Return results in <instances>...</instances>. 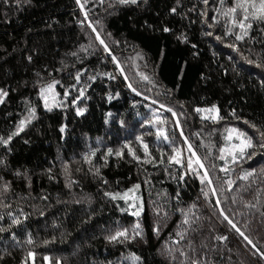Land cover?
<instances>
[{
  "label": "trees",
  "instance_id": "16d2710c",
  "mask_svg": "<svg viewBox=\"0 0 264 264\" xmlns=\"http://www.w3.org/2000/svg\"><path fill=\"white\" fill-rule=\"evenodd\" d=\"M238 2L0 0V264H264V19ZM230 128L253 147L224 164ZM135 185L136 217L105 195Z\"/></svg>",
  "mask_w": 264,
  "mask_h": 264
},
{
  "label": "snow or ice",
  "instance_id": "6c2138e0",
  "mask_svg": "<svg viewBox=\"0 0 264 264\" xmlns=\"http://www.w3.org/2000/svg\"><path fill=\"white\" fill-rule=\"evenodd\" d=\"M121 3H133L135 4L137 2V0H120ZM77 3H79V0H77ZM205 3H207V0H205ZM221 3L223 4V0H221ZM249 5L252 7L253 11L250 13L249 12ZM237 8H242L243 12H244V18L243 20L239 21V27L242 29V30H246V28H250L251 27V24L250 23H245L246 21L249 20V17L251 16L252 19H264V0H260V3H259V7L257 8L254 0H240V2H238L237 4V7L236 8H229L228 9V12L225 13V15H227L228 13H235L237 11ZM234 26H235V22H234ZM165 31H168V29H165ZM246 34V32H245ZM97 39H99V36L97 37ZM237 40H240L242 39V36L241 35H237L236 37ZM102 44H103V41L101 40L100 41ZM105 51H108L107 47L105 46ZM77 79H79V77H77ZM143 79L147 80L148 78L147 77H143ZM129 87H132L131 84L129 85ZM53 88V85H49L46 89H41V93H44L46 91H49ZM7 93L6 92H2L0 91V97H3V96H6ZM137 95H139V93L137 92ZM0 102H2V99H0ZM167 111H171L170 109H166ZM197 112H201V111H218L217 109H215V107H213L212 109H196ZM30 112V116L29 117H26L25 120H22L20 122V126L18 128V132L19 131H22L23 130V126L25 124L26 121H30L31 118H34V110L33 109H30L29 110ZM79 114V113H78ZM176 113L173 112V116H175ZM203 118H208V117H203ZM212 119H217L218 117H211ZM247 123V122H246ZM61 131H63V129H61ZM230 132H236L237 130L236 129H230L229 130ZM17 133H14L15 134H18ZM159 135V133H158ZM181 135H183V133H181ZM262 137H264V133L261 134ZM238 137H244V133L243 132H239L238 133ZM11 138V137H10ZM9 138V139H10ZM139 139V138H138ZM165 139H167V137H165ZM8 141H3V143H7ZM185 143H187V141H185ZM127 147V145H126ZM236 147L239 148L241 154H243L244 152V149L245 148H251L253 147V143H252V140L251 139H241V143L240 145H237ZM260 147L264 148V144H261ZM144 149H145V156H148L149 153H148V150H147V145L144 146ZM173 151H177L175 148L173 149ZM188 151L191 152V145H189L188 147ZM223 149L221 150V152L223 153ZM129 153L132 154L133 156V159H136V160H139V157L135 156L134 153H132V150L129 149ZM116 155H120V153H117ZM192 156L195 157V153L192 152ZM221 159H223V155L221 156ZM235 156L233 157V162H235ZM162 162V161H161ZM169 162H175V163H180V158L179 156H170L169 157ZM193 159H189L188 160V167L191 168L192 165H193ZM195 163L197 165H199L200 167H203V164L201 163V161L197 158L195 160ZM222 170H226V169H222ZM250 175V173H249ZM207 177V173H205V178ZM245 179L247 178V176L244 177ZM203 182V181H202ZM139 188V185H135L133 189H129L128 191L124 192L122 195L120 193H116V194H110V193H105V195L107 196H110V198L112 200H117V199H123L126 203L128 202L129 199H137V197H135L134 193L135 191ZM5 190H7L5 188ZM129 207H136L135 204H131L129 205ZM142 211V205L141 207L135 211V212H132L131 214L132 215H136V216H139L140 215V212ZM221 215H223V213H221ZM225 219L227 220L228 217L225 216ZM18 223V221H16ZM229 224L232 225L233 228H236V225L234 223H232L231 220L228 221ZM137 228H139V224L136 225ZM2 230V229H0ZM236 230L239 232L240 230L238 228H236ZM241 235H243V233L241 232L240 233ZM136 235H140L139 232H136ZM127 236V232L126 230L125 231H119L117 232L114 236H111L109 237L110 240L112 241H116L119 237H126ZM218 239H226V237H222V238H218ZM245 239H247V237H245ZM249 243H251V241H249ZM31 255V254H30ZM261 258H264V253L261 254Z\"/></svg>",
  "mask_w": 264,
  "mask_h": 264
},
{
  "label": "rangeland",
  "instance_id": "374dc122",
  "mask_svg": "<svg viewBox=\"0 0 264 264\" xmlns=\"http://www.w3.org/2000/svg\"><path fill=\"white\" fill-rule=\"evenodd\" d=\"M77 1V0H76ZM84 1L87 2L88 0H79V6L82 7V4L81 2ZM83 13H85V10L83 11ZM88 22V21H87ZM88 28L91 30L92 27L90 25H87ZM96 33V32H95ZM118 67V65H117ZM120 70V68H119ZM127 85L129 86L130 84L127 83ZM132 87H130L131 91L137 95V90L134 89V84H131ZM47 88V87H46ZM44 88V89H46ZM139 93V92H138ZM43 94V97L45 100H49L51 98V90L49 91H46ZM139 97H143L140 93L139 95H137ZM148 104L149 105H154V104H157L156 102L148 99L147 100ZM167 113L169 114V112L167 111ZM205 117H208V118H211V116H209L208 114L205 116ZM213 117V116H212ZM212 119V118H211ZM152 125L154 126H157V127H161V123H160V119L158 117H153L152 119ZM231 129V128H230ZM228 129L227 131V134H226V137L224 138L223 140V144H222V147H221V150L223 149V153L220 151V155L222 156L223 155V159H222V162L224 164H227L229 163V161H232L233 160V157L235 156V158L241 153L239 148L236 147L237 145H240L241 143V139H243V137H238V133L237 132H230ZM126 144V143H125ZM127 145V144H126ZM246 149V148H245ZM244 149V150H245ZM205 183H207L212 189L214 188V185H215V181L213 180L212 177H209V175L207 174V177L205 178L204 177V181ZM135 197H137V199L133 200V199H129L128 202L126 203L123 199V203L125 205V208L128 210V213L131 214L132 212H135L137 211L141 206H140V199H139V196L137 195V193L135 192L134 193ZM131 204H135L136 207H129V205ZM136 217V215H134Z\"/></svg>",
  "mask_w": 264,
  "mask_h": 264
}]
</instances>
